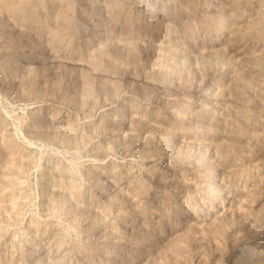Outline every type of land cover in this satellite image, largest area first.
I'll list each match as a JSON object with an SVG mask.
<instances>
[{
	"label": "rangeland",
	"instance_id": "374dc122",
	"mask_svg": "<svg viewBox=\"0 0 264 264\" xmlns=\"http://www.w3.org/2000/svg\"><path fill=\"white\" fill-rule=\"evenodd\" d=\"M0 264H264V0H0Z\"/></svg>",
	"mask_w": 264,
	"mask_h": 264
}]
</instances>
